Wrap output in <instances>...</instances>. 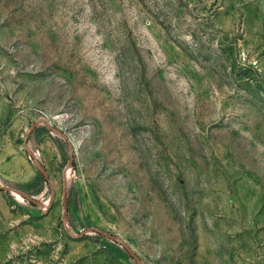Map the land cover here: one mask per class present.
<instances>
[{"label":"rangeland","instance_id":"rangeland-1","mask_svg":"<svg viewBox=\"0 0 264 264\" xmlns=\"http://www.w3.org/2000/svg\"><path fill=\"white\" fill-rule=\"evenodd\" d=\"M0 264H264V0H0Z\"/></svg>","mask_w":264,"mask_h":264},{"label":"water","instance_id":"water-1","mask_svg":"<svg viewBox=\"0 0 264 264\" xmlns=\"http://www.w3.org/2000/svg\"><path fill=\"white\" fill-rule=\"evenodd\" d=\"M33 126H35V125H33ZM33 126L31 127V129L33 128ZM66 192H67V182H66V178L63 177V195H62V198H63V217L64 218L67 217ZM24 197H26L29 200H32V198L27 197L26 195H24ZM51 197H53V189L51 190ZM91 229H93L95 232H97L98 234H100V235H102L104 237H107V238L112 239V240L116 239L115 235L100 231V230H98L96 228H91Z\"/></svg>","mask_w":264,"mask_h":264}]
</instances>
